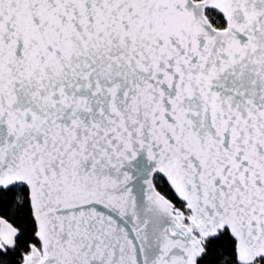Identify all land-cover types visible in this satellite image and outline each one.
<instances>
[{
  "label": "snow or ice",
  "instance_id": "6c2138e0",
  "mask_svg": "<svg viewBox=\"0 0 264 264\" xmlns=\"http://www.w3.org/2000/svg\"><path fill=\"white\" fill-rule=\"evenodd\" d=\"M0 264H264V0H0Z\"/></svg>",
  "mask_w": 264,
  "mask_h": 264
}]
</instances>
